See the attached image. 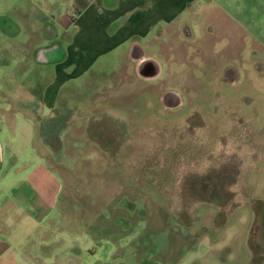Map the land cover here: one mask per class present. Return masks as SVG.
<instances>
[{"label":"rangeland","instance_id":"obj_1","mask_svg":"<svg viewBox=\"0 0 264 264\" xmlns=\"http://www.w3.org/2000/svg\"><path fill=\"white\" fill-rule=\"evenodd\" d=\"M214 2L190 13L193 39L166 45L158 78L124 73L127 65L117 76L89 74L40 112L22 90L51 78L21 43L23 29L11 20L3 29L11 13L0 11L4 158L35 159V148L61 177L53 220L72 227L73 245H101L116 258L130 244L167 245L175 258L183 244L229 229L235 250L256 243L247 232L264 201V44L253 39L264 40V0ZM166 89L178 104L161 99Z\"/></svg>","mask_w":264,"mask_h":264},{"label":"crops","instance_id":"obj_2","mask_svg":"<svg viewBox=\"0 0 264 264\" xmlns=\"http://www.w3.org/2000/svg\"><path fill=\"white\" fill-rule=\"evenodd\" d=\"M215 3L214 0H0V11L11 13V19L1 20L3 29L9 20L11 27L23 29L27 39L21 43L32 49L29 51L42 67L39 74L46 73L51 78L42 87L22 90L24 102L35 99L40 112L52 111L64 89L71 94L75 90L69 86L89 74L117 76L127 65L124 73L132 69L143 78H158L164 68L162 51L166 45L171 40L182 42L181 39L195 36L196 25L190 21V13L211 12ZM41 36L47 40L41 41ZM253 42L264 44L258 36ZM1 63L7 66L8 60ZM67 97L70 104L71 96ZM161 99L166 104L179 103L178 93L169 89ZM24 102L22 108L27 107ZM29 153H35L37 158L21 159L13 151L4 158L0 144V264H111L112 261V264H225L224 259L230 258L239 259L234 264H264V223L260 222L264 201L258 202L261 206L256 211L257 225L247 232L254 235L256 243L249 242L246 250L227 245L231 241L230 229L220 239L204 233L192 246L183 244L175 258L167 245L154 250L150 244H130L118 258L115 251L107 252L101 245H73L72 227L64 223L57 228L58 222L53 220L62 188L61 177L35 148ZM132 236L133 240L135 233Z\"/></svg>","mask_w":264,"mask_h":264}]
</instances>
